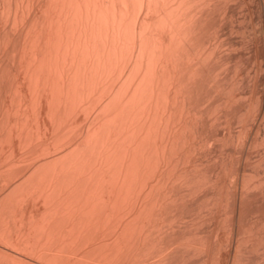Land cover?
Here are the masks:
<instances>
[{
	"label": "bare ground",
	"instance_id": "1",
	"mask_svg": "<svg viewBox=\"0 0 264 264\" xmlns=\"http://www.w3.org/2000/svg\"><path fill=\"white\" fill-rule=\"evenodd\" d=\"M236 3L243 102L239 62L217 70ZM261 83L264 0H0V264H264V170L251 192L243 164L231 188L196 166L211 140L252 141ZM198 202L223 207V241L188 230Z\"/></svg>",
	"mask_w": 264,
	"mask_h": 264
},
{
	"label": "rangeland",
	"instance_id": "2",
	"mask_svg": "<svg viewBox=\"0 0 264 264\" xmlns=\"http://www.w3.org/2000/svg\"><path fill=\"white\" fill-rule=\"evenodd\" d=\"M240 3H236L234 6H235V8H234V17H236V25H234L232 28H231V26H227V28H226V30L225 31H227L226 32V37L225 36H223V39L224 40H226V42H227V46L226 47H228V48H230V46H231V44L232 43H234V46H236V48H237V51L239 52V54H238V52H237V54H233L232 56H230L229 58H227V59H225L224 61L226 62V63H228L229 64V66L227 67V69L228 68H230V69H228V71H225V69H223L224 68V66H225V62L223 63L222 62V64H224V66L223 65H221L220 67H221V69H217L218 71H219V73L221 74V77L219 76V79L221 80V79H223V80H221V82L222 83H224V84H227L228 82L230 83L231 81H230V79H231V76L233 75L232 73H237V72H234V70H236V71H238L239 70V72L238 73H240V74H238V76H237V74L234 76V77H236L238 80V86H237V90H239L238 92H240V93H238V94H240L239 96L241 97V95L242 96H244L245 95V97L246 98H242V99H240V100H242V102L244 101V100H246V99H250L251 98V93L249 94V86H248V83H247V80H248V76L247 75H249L250 73L248 72L247 74H245L246 73V71H250V69H254V65H255V63H253L252 64V62H254L253 61V58H252V56H253V53H251V48L249 49V51H250V53L252 54V55H249L250 53H249V51L247 50V46H244L245 45V39H247V29H245L246 27H247V22L246 21H248L247 20V18H243V17H245V15L243 16V14H245L246 13V7L244 8V6H247V4L245 5V3L244 4H242V6H243V11H242V7H240V5H239ZM238 5V6H237ZM240 7V8H239ZM237 8V9H236ZM242 12H241V11ZM243 12H245V13H243ZM241 13H243L242 14V16L243 17H241ZM241 17V18H240ZM238 18V19H237ZM243 21V20H246L245 22H246V24L244 23V21H243V23L241 22V21ZM239 22H241V24L239 23ZM240 24V25H239ZM246 27H245V26ZM245 27V28H244ZM231 28V29H230ZM245 29V30H244ZM230 31V32H229ZM232 32V33H231ZM236 32V33H235ZM243 32V33H242ZM246 32V33H245ZM232 34V35H231ZM245 35H246V37H245ZM242 37V38H241ZM241 39V40H240ZM228 40V41H227ZM235 40V41H234ZM243 40H244V42H243ZM242 41V42H241ZM236 44V45H235ZM237 45H238V47H237ZM240 45V46H239ZM243 45V47L244 48H242L241 46ZM231 48H233L232 46H231ZM238 48H240L239 50H238ZM244 49V50H243ZM240 51H241V53H240ZM246 53V54H245ZM242 55V56H241ZM247 55H249V56H247ZM239 56V57H238ZM250 56H251V58H250ZM239 58H240V60H239ZM243 58V59H242ZM250 58V59H249ZM242 59V60H241ZM251 59H252V61H251ZM238 60V61H237ZM243 61V62H242ZM238 62H239V65H238ZM242 62V63H241ZM236 63H237V65L240 67H238L237 66V68H238V70L235 68L236 67ZM240 63H241V65H240ZM228 64H226V65H228ZM242 65H243V67H242ZM242 68V69H241ZM250 68V69H249ZM223 69V70H222ZM249 69V70H248ZM222 70V71H221ZM232 70V71H231ZM251 70V71H252ZM241 71V72H240ZM225 72H228L227 73V76H224V75H226L225 74ZM224 73V74H223ZM223 74V75H222ZM246 75V76H245ZM229 77V78H228ZM248 77V78H247ZM236 78H234L235 80H236ZM226 81H225V80ZM233 79V78H232ZM229 80V81H228ZM224 81V82H223ZM228 81V82H227ZM244 82V83H243ZM261 85V88L262 87H264V83H261L260 84ZM242 86V87H241ZM247 86H248V90H247ZM260 87H259V89H261ZM243 89V90H242ZM237 90H236V95H237ZM261 90H263L264 91V88H262ZM260 90V95L262 96V99H264V92L263 91H261ZM243 94H242V93ZM247 94V95H246ZM226 95V94H225ZM250 95V96H249ZM249 96V98H247ZM215 97H217V96H215ZM212 101L214 100V98L213 99H211ZM210 100V101H211ZM216 101V100H215ZM209 102V101H208ZM264 101H262V103H263ZM220 103V101H218L217 103H215V105L217 104V106H218V104ZM239 103H240V101H239ZM263 105V107H262V109H263V114H264V103L262 104ZM217 106H215V108L213 109L215 112L213 113V114H215L216 112H217V110H218V112L216 113V114H220V116H221V109H222V107L220 108L219 106L217 107ZM221 106V105H220ZM217 109V110H216ZM213 110H211V112H213ZM212 114V113H211ZM213 114H212V116H213ZM215 114V115H216ZM263 114H261L262 116H263ZM259 116L258 118L259 119H257V118H255V122H253V126L251 127V129H250V138L252 139V141L249 139V142L248 143H246V144H244L245 146H243L242 145V140H240L239 139V137H235L233 140L235 141V143H234V141H233V143H232V141H230L229 139H228V141H226L227 139L225 138V139H223V138H221L222 140H221V142H220V140H219V142L218 141H216V142H214V141H212L211 140V142H210V144L208 145L207 144V147L205 148V147H202L201 149H199V153H197L198 154V163H196V164H198V165H196L197 166V168H199L200 167V169H201V171L203 172H201L200 173V177H199V179L198 180H200L199 182H201V180L202 179H204V171H205V174H207V175H210L211 174V176H213V177H215L217 174H218V176L220 175L221 176V178L223 179V184L225 185V186H223L224 188L226 187V186H228V188H231V187H234L235 185H236V181H235V178H234V175L231 173L232 172V169H233V167L234 166H236V164L237 165H242L241 167V169H245V171L243 170L242 171V178H244V179H240V181H239V183H238V186H249L250 184V191L251 192H256L257 191V188L255 187V185H257V184H255V182H257L258 180H259V174H257L259 171H262V170H264V158L261 156V155H263L264 154V118L262 117V116ZM230 116L233 118V116H235V115H233V113H230L228 116H226L227 118H230ZM222 119H221V122H220V124H222V126H224V124H225V116H224V114L222 113ZM261 118H262V120H261ZM233 120V129L234 130H238V128L239 127H237V126H239L238 125V123H237V117L235 118L234 117V119H232ZM257 120V121H256ZM259 120V121H258ZM261 121V122H260ZM258 124V127L256 126V124ZM255 124V125H254ZM255 126V127H254ZM260 127H262V128H260ZM256 128V129H255ZM260 129V130H259ZM222 130H224V131H226L224 128H222ZM259 130V131H258ZM257 133H259V134H257ZM253 134V135H252ZM261 136H262V138H261ZM258 137V139H256ZM262 140H261V139ZM237 139L239 140V141H237ZM255 141V143H254V141ZM240 142V143H237V142ZM258 141V142H257ZM257 143V144H256ZM212 144V145H211ZM239 144H241V146H239ZM253 144H254V147H253ZM213 146V147H212ZM251 146V147H250ZM241 147V148H240ZM210 148V149H209ZM246 148V149H245ZM206 149V150H205ZM243 151H242V150ZM208 150V151H207ZM210 150V151H209ZM251 150V151H250ZM245 151V152H244ZM249 151V152H248ZM244 152V154H242ZM247 152V153H246ZM209 153V154H208ZM237 153V154H236ZM250 153V154H249ZM201 156H200V155ZM232 154V155H231ZM247 154V155H246ZM239 155H240V157H239ZM243 155V156H242ZM230 156V157H229ZM238 156V157H237ZM249 156V157H248ZM246 157V158H245ZM204 158V159H203ZM232 158V159H231ZM244 158V159H243ZM248 158V159H247ZM209 159V160H208ZM224 159V160H223ZM229 159V160H228ZM231 159V160H230ZM238 159V160H237ZM240 159V160H239ZM247 161H246V160ZM234 160V161H233ZM259 160V161H258ZM263 160V161H262ZM223 161V162H222ZM241 161H243L242 163H241ZM250 161V162H249ZM227 162V163H226ZM205 163H206V165H205ZM209 163V164H208ZM248 163V164H247ZM208 164V165H207ZM246 164V165H245ZM210 165V166H209ZM216 165V166H215ZM231 165V166H230ZM233 165V166H232ZM251 165V166H250ZM261 165V166H260ZM245 166V167H244ZM209 167V168H208ZM232 167V168H231ZM216 168H219V169H216ZM215 170H217V171H215ZM219 170H221L220 172H219ZM231 170V171H230ZM211 171H212V173H211ZM228 171V172H227ZM255 171V172H254ZM258 171V172H257ZM206 172H208V173H206ZM217 174H216V173ZM227 174V176H226V174ZM244 173V174H243ZM216 174V175H215ZM229 175H230V177H229ZM249 176V177H248ZM258 178V179H257ZM180 179V178H179ZM247 179V180H246ZM205 180V179H204ZM255 180V181H254ZM179 181H181V180H177V182H179ZM206 181V180H205ZM228 181H229V183H228ZM234 181V182H233ZM244 181V182H243ZM242 182L244 183V184H242ZM251 182V183H250ZM201 183H204V181L202 180V182ZM235 183V184H234ZM254 183V184H253ZM258 183V182H257ZM231 184V185H230ZM246 184V185H245ZM249 184V185H248ZM234 185V186H233ZM253 185H254V187H255V189H254V187H253ZM205 186H210L209 185V183L208 184H206ZM258 186V185H257ZM201 196H203V200L202 201H204V200H206V199H210V197H211V194L210 195H207V196H205L204 195V193H201L200 194ZM206 199H205V198ZM208 197V198H207ZM262 202V200L261 199H258L257 200V202L255 203V205H258V204H260V203ZM199 204H201V205H199ZM203 204V205H202ZM196 205V209H195V211H192V212H200V214H201V218H203L201 221H198V220H196V221H198L196 224H194V225H191L190 226V229L188 228V230L189 231H196V232H201V231H203V230H205L206 232H204L205 234H208V233H210L211 231H212V229H213V227H214V229H213V231L210 233L211 235H212V237H213V241L215 240L216 242H221V241H223L224 240V236L226 235V231H228V230H226V229H228L227 228V223H223V221L224 222H226V219H225V216L226 215H224L222 212V209H223V207H221V205L218 203L216 206H215V208H214V210L216 211V218L215 219H210V217H209V215L207 214V211H208V208L211 206V204H206L207 206H208V208L206 207V205L204 204V202H198L197 204H195ZM199 205V206H198ZM202 206V207H201ZM218 206H219V208H218ZM200 208H201V210H200ZM206 209V210H205ZM200 210V211H199ZM219 210V211H218ZM203 212V213H202ZM219 212V213H218ZM204 214V215H203ZM206 214V215H205ZM219 214V215H218ZM196 215V214H195ZM195 215L194 216H192V217H195ZM203 215V216H202ZM221 215V216H220ZM222 216H223V219H219V218H222ZM190 218V217H189ZM188 218V219H189ZM201 218H199V220L201 219ZM214 220H217L216 222H214ZM218 220H220V222L218 223ZM204 221V222H203ZM212 221V222H211ZM222 222V223H221ZM218 223V224H217ZM203 224V225H202ZM215 224V225H214ZM217 225V226H216ZM221 225H222V228H221ZM199 226V227H198ZM198 227V228H197ZM201 227V228H200ZM218 227L220 228V229H218ZM226 229H225V228ZM212 228V229H211ZM216 229V230H215ZM195 232V233H196ZM218 232V233H217ZM204 233H202V234H204ZM201 234V235H202ZM223 235V236H222ZM215 237H217L218 239H219V241L215 238ZM221 239H223V240H221ZM214 241V242H215ZM237 253H239V251H236V254ZM190 254H192V256H190ZM189 254V258H188V264H210L211 263V261H212V263L211 264H214V260L212 259V257H207L205 254H203V253H201V252H192V253H190ZM254 254V253H253ZM253 254H250V256L251 257H254L255 255H253ZM196 256V257H195ZM212 259V260H211ZM209 260H211V261H209ZM207 263H206V262ZM204 262V263H203Z\"/></svg>",
	"mask_w": 264,
	"mask_h": 264
}]
</instances>
